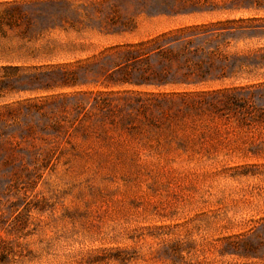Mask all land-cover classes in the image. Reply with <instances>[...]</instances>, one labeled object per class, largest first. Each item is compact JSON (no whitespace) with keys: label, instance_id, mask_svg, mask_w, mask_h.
<instances>
[{"label":"rangeland","instance_id":"rangeland-1","mask_svg":"<svg viewBox=\"0 0 264 264\" xmlns=\"http://www.w3.org/2000/svg\"><path fill=\"white\" fill-rule=\"evenodd\" d=\"M35 1L46 0H0V12ZM69 1L81 8L65 20L25 8L31 42L0 26L4 264H264V152H250L264 141L252 117L264 109V0ZM191 31L209 40L195 41L191 63L221 67L213 75L223 78L106 86L105 55ZM63 67L75 86L44 75ZM203 92L234 94L235 104L123 128L93 107L99 95Z\"/></svg>","mask_w":264,"mask_h":264},{"label":"trees","instance_id":"trees-1","mask_svg":"<svg viewBox=\"0 0 264 264\" xmlns=\"http://www.w3.org/2000/svg\"><path fill=\"white\" fill-rule=\"evenodd\" d=\"M112 1L114 0H102L99 2V6L104 7ZM25 8L33 9L36 15L50 22L52 19L65 20L63 17L65 13L78 15L81 5L75 6L69 0H46L5 7L0 12V26L22 30V39L28 38L27 34L32 26ZM49 30L51 28L44 29V31ZM189 33L192 35L163 34L154 42L141 44L137 47L116 49L105 55L103 60L97 63V67H99L100 72L107 76L106 86L136 88L197 86L223 78V75L216 77L213 75L214 71L218 70L221 74L223 71L221 67L191 63L188 55L197 53V51L191 49L195 41L209 42V40L206 38L207 35L200 36L205 32L191 31ZM222 34L216 37H222ZM33 40L31 37L28 38V42ZM75 74L76 72L68 67H63L44 75H59L62 79L61 87H73L77 84ZM261 91H264V89ZM258 97L264 100V95ZM121 100L125 103L120 104ZM233 100H235L234 94L223 92H203L193 95L137 93L134 96L123 98H106L99 95L94 99L93 107L101 113L102 121L110 120L111 125L123 128L128 122H133L141 116L143 119L137 120L146 126L145 121H150L149 117L152 113H158L162 117L170 113L174 116H187L205 111L218 114L221 105L230 108ZM234 102L232 104H235ZM251 113L249 112V114ZM252 117H254L255 123L263 125L264 109L258 110L256 115L252 113ZM151 124L157 126L152 120ZM250 152L254 156H260L264 152V141L255 144ZM261 229L264 230V224L261 225ZM243 243L244 241L240 238L228 241V245L232 248H237ZM2 253L5 254L1 255L0 253V264H4L5 260L8 259V253Z\"/></svg>","mask_w":264,"mask_h":264}]
</instances>
